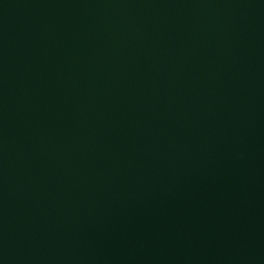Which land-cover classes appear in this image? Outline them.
I'll return each mask as SVG.
<instances>
[{
	"label": "water",
	"instance_id": "obj_1",
	"mask_svg": "<svg viewBox=\"0 0 264 264\" xmlns=\"http://www.w3.org/2000/svg\"><path fill=\"white\" fill-rule=\"evenodd\" d=\"M0 264H264V0H0Z\"/></svg>",
	"mask_w": 264,
	"mask_h": 264
}]
</instances>
